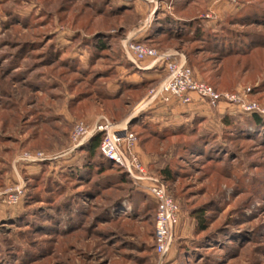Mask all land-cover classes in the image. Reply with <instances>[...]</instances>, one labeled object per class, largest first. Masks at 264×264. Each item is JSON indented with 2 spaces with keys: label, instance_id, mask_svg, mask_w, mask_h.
Masks as SVG:
<instances>
[{
  "label": "rangeland",
  "instance_id": "rangeland-1",
  "mask_svg": "<svg viewBox=\"0 0 264 264\" xmlns=\"http://www.w3.org/2000/svg\"><path fill=\"white\" fill-rule=\"evenodd\" d=\"M98 38L105 50L96 53ZM128 38L175 52L222 98L178 113L147 104L160 73L125 63ZM100 119L135 137L145 176L178 205L162 257L156 209L138 199L150 198L139 189L148 182L128 176L137 200L115 209L125 189L106 178L116 169L62 178L83 164L92 137L74 142L73 127ZM0 264H264V0H0Z\"/></svg>",
  "mask_w": 264,
  "mask_h": 264
},
{
  "label": "built area",
  "instance_id": "built-area-1",
  "mask_svg": "<svg viewBox=\"0 0 264 264\" xmlns=\"http://www.w3.org/2000/svg\"><path fill=\"white\" fill-rule=\"evenodd\" d=\"M122 47L125 59L134 66L140 67L142 62L148 61V65L142 68L146 70L161 68L164 72V79L153 91V96L147 104L154 100H160L167 105L176 103L180 106H187L193 104V96H195L198 101L216 106L222 98L208 85L197 82L186 62L175 52H160L131 38L126 39ZM121 131L120 128L100 119L90 129L83 123H77L73 127L71 138L74 142L81 140L80 143H84L89 137L101 133L103 139L100 151L106 160L124 168L133 181L148 182V184L139 185V189L150 196L155 203L154 250L162 257L171 247L180 210L176 201L167 194L163 181L145 176L142 166L132 151L135 137L132 134L122 136ZM19 194H21L19 189L12 190L7 195L6 203L13 205L18 200Z\"/></svg>",
  "mask_w": 264,
  "mask_h": 264
},
{
  "label": "trees",
  "instance_id": "trees-1",
  "mask_svg": "<svg viewBox=\"0 0 264 264\" xmlns=\"http://www.w3.org/2000/svg\"><path fill=\"white\" fill-rule=\"evenodd\" d=\"M141 42H139V43H141ZM90 45L96 53L100 50H105L104 41L102 42L101 38L96 39L95 42H91ZM123 58L125 60L124 56H123ZM92 59H93V57L91 58V62H92ZM250 118L251 119H249V121H251V123H253L256 127H258L260 129L261 126L263 125V120L257 118L256 116H253ZM222 119H223L224 124L226 125L227 128H232L233 126L234 127L237 126L235 124L233 125L232 119H229V117H227V116H223ZM246 121L248 122L247 124H250L248 120H246ZM139 126L147 128L149 130L151 129L150 124L148 122H145V121L140 123ZM180 131H184V130H180ZM102 139H103V137H102L101 133L92 136L91 139L87 143H85V145L83 147V151L85 152V155H84L85 160H84L83 164L81 165V164L75 163V164H72V165L66 167L68 170L67 174L62 176V178L65 181H71L73 178H77L78 180H80L78 177L79 176H81V177L85 176L86 172L92 173L93 171L94 172L96 171V172H99V175H100L101 174L100 172H103V170H106L107 168L108 169L110 168L112 170L116 169L118 172L115 173V176H112L111 178H109V177L106 178V181H108V179H109L111 182H115L116 184L123 186L125 189L124 194L121 195V193H119L113 199V207L116 209V208L122 207V204H123V203H121L122 199H125V202H127L128 204L137 200L136 194H138L139 191H137L135 188H133L131 186V181L129 180L130 178L128 177L127 174H125L123 172V170H121L118 166H114V164L112 162H109L108 160H106L103 157V155L99 152V148H100V144H101ZM94 157H98L99 162L97 165L91 164V162H93L95 160L88 159V158H94ZM92 165H95V166H92ZM94 167H95V170H94ZM159 173L164 178V180H166V181H170V179H172V177L170 175V170L168 169V167L161 168ZM115 183H113V184H115ZM62 184L63 183L57 184L56 188H58L57 192H61L63 195L64 192H62L61 189L64 190V188H61V186H60ZM127 185L131 186L129 190H128ZM138 196H140V198H138L139 200H144V202L148 201L151 203V207H150L151 210L156 209V206L154 205L155 203L151 198H147L146 196L143 197L141 195H138ZM71 201H72V198L64 196V199L60 203L61 204L60 208L64 209V207L66 206V207H68V210H69ZM76 212H77V210H76ZM59 215H60V217H62L63 214L59 213ZM23 217H24V215H22V218ZM193 217L195 218V222H196L195 230L200 232V233L204 232L206 227H207V216L202 211H199V212H197V214H193ZM154 249H155V247H154Z\"/></svg>",
  "mask_w": 264,
  "mask_h": 264
},
{
  "label": "crops",
  "instance_id": "crops-1",
  "mask_svg": "<svg viewBox=\"0 0 264 264\" xmlns=\"http://www.w3.org/2000/svg\"><path fill=\"white\" fill-rule=\"evenodd\" d=\"M125 61V63H128V64H130V66L131 67H133V64L132 63H130L127 59H125L124 60ZM148 61H144V62H142V64H141V66L143 67V66H146V65H148ZM145 71H147V72H152V74L154 75V76H156V75H158L159 73V82H161L163 79H164V72H163V70L161 69V68H156V69H151V70H146L145 69ZM154 76H152V77H154ZM193 98H194V102H193V104H196V103H198V100L196 99V97L195 96H193ZM192 104V105H193ZM169 106H172V107H174V112H179V111H182V109L184 108V106H180V105H178V104H176V103H172V105H169ZM122 125H124V124H122ZM122 129H123V127H122ZM11 217H13L12 215H11Z\"/></svg>",
  "mask_w": 264,
  "mask_h": 264
}]
</instances>
